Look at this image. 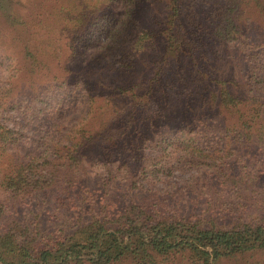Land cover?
I'll return each instance as SVG.
<instances>
[{"label":"trees","instance_id":"trees-1","mask_svg":"<svg viewBox=\"0 0 264 264\" xmlns=\"http://www.w3.org/2000/svg\"><path fill=\"white\" fill-rule=\"evenodd\" d=\"M184 1L168 0L166 13L148 18L164 25L140 37L150 40L165 33V51L177 61L190 52L181 41ZM54 5L56 24L65 14L62 28L46 26L41 34L14 0H0V26L9 32L5 39L18 48L17 61L29 74L48 77L53 58L70 48L72 28L80 29L70 9ZM230 5L227 0L212 10L216 38L236 43L258 36L241 10ZM133 14L137 17L138 9ZM39 34L43 48L33 44ZM118 34L115 42L121 45ZM7 53L15 52L9 48ZM122 56L115 53L109 63L118 77H92L86 83L78 77L68 86L61 81L54 95L25 84L24 77L18 79L20 88L0 83V264H164L180 255L191 264H221L264 251V217L232 225L219 221L223 206L218 202L210 209L184 202L198 182L230 183L232 190L264 182V44L245 53L242 89L239 78L200 68V60L193 58L188 63L197 73L189 82L178 81L183 79L178 73L168 80L179 92L159 94L163 67L147 85L139 84ZM114 97L121 105L114 104L113 119L96 132L94 125L84 129L83 111L88 116L93 103ZM171 102L180 107L160 118ZM169 124L173 134L164 132ZM167 136L184 138L174 152ZM147 141L159 155L169 150L156 157L161 167L148 175L152 189L144 183L147 160L143 168L133 165L138 151L149 149ZM204 166L213 170L205 172ZM184 168L191 173L187 184L170 189L166 182L176 187L173 173Z\"/></svg>","mask_w":264,"mask_h":264},{"label":"rangeland","instance_id":"rangeland-1","mask_svg":"<svg viewBox=\"0 0 264 264\" xmlns=\"http://www.w3.org/2000/svg\"><path fill=\"white\" fill-rule=\"evenodd\" d=\"M231 1L234 6L230 5V7L235 9V6H237L241 10L244 22L252 30L258 32V36H249V40L241 39L236 43L218 40L213 30L216 13L212 12V10L214 7L223 5L227 0H185L182 11L184 14L183 29L181 31L184 39L181 41L190 52L181 55L184 57V61H177L173 57L170 58L165 51L167 45L165 33L150 40L140 39L142 32L155 31L161 28L160 23H163V20L160 19L161 21L159 20L156 25L152 23L154 20L148 21V18L151 15L166 13L168 0H62L61 2L60 0H14L16 8L23 14L26 13L28 15L33 27L37 30L36 32L41 29L42 32L39 33L43 34L44 29L42 28L46 26L56 30L62 28V18L65 17V14H60L59 24L54 22L56 13L59 11L55 10V3H58L59 7L65 5L68 12L70 9V18H73L74 22H78L76 25L80 26L81 32L78 31L80 29L76 30L77 27L75 26V29L72 28L75 33L69 43L68 52L63 49L56 59L55 57L53 58V71L46 73L49 75L46 77L43 75L44 73L32 75L26 72L22 63H19L20 60L17 61V56H19L18 48L9 44L7 39H5V36L9 33L7 32L8 30L6 31L0 26V83L7 85V89L11 85H16L17 88H20L18 79L24 77L25 84L32 83L34 88L42 87L48 94L54 95L60 87L59 83L61 81H67L66 86H68L71 81L77 80L78 77H80L78 78L79 81L83 83H86L92 77L93 80H98L102 77L108 79L118 77V72L113 67H109V63H111L115 53L122 54L124 52L125 56L122 57L128 60V64L131 65V69L128 72L132 74L139 84L147 85L152 76L163 67V81L160 83L161 86L157 87L159 94H162L165 90L173 93L179 92L178 87L172 86L170 84L171 80H168L171 77L178 78L176 76L178 73L183 76V79H178V81L189 82L188 79L191 78V74L194 73L195 75L197 73V69H193V63H188L193 58L197 61L200 60V68L205 66L206 70L213 73L224 71L233 78H239L240 89H242L244 87L242 74H244V66H246L244 61L247 62L245 53L249 52L252 47L256 49L258 45L264 44L262 35L264 33V0H261V5L258 6L253 0ZM135 9H138L137 17L133 14ZM117 33H122V39L119 38V41L122 42L121 45L115 42ZM41 34L33 38V44L43 48L44 38L42 39ZM2 42L5 44L2 45ZM9 48L14 50L15 53L13 55L7 53ZM168 56V59L163 60ZM47 60L48 64H51L52 59L47 58ZM208 66L215 69L211 70ZM66 67L69 69L66 70ZM20 69H23V71H20ZM89 69L91 71H88ZM56 75L58 78L55 77ZM62 75L63 77H61ZM9 76L12 78H8ZM0 87H2L1 84ZM182 90L192 91L189 87L182 88ZM119 102L121 100L114 97L111 101L100 99L93 103L92 111L88 116L84 115L86 110L79 116V120L83 121V128L90 131L94 125L96 126L95 132L102 129L113 119V114L115 113L114 104L117 106L121 105ZM179 107L180 105L176 102L169 103L168 110L162 108L164 112H159L160 118L168 117L169 112ZM174 128L169 124L163 129L164 132L171 130L170 133L173 134ZM141 129L148 133L147 128L144 126ZM167 137L172 139L168 140L170 142L168 146L170 150L173 149L172 152L177 148L176 145L183 142L184 139L182 136L179 139ZM194 141L200 143L197 140ZM150 142L152 141H147L149 149H143L142 152L138 151L139 155L133 163L134 168L139 165L140 168H143V160H147L148 179L144 180L147 189H152L153 187L151 184L152 178L149 179L148 175L153 174L157 165L161 167L156 157L169 155V150L159 155L160 150H155ZM184 169L187 171L179 169L173 173L175 180L179 182L176 187H174L170 179L166 182L170 189L187 184L186 181L189 180L191 173L188 168ZM204 169L205 172L213 170V168L208 166H204ZM161 185L159 183V188H161ZM230 185V183L225 186L198 182L196 187H192L193 191L184 197V202L191 204L196 202L198 205H206L208 209L218 202L220 204L218 207L223 206L220 211L219 221L227 224L236 225L247 220L262 219L264 217V182L259 184L254 182L248 185L247 188L237 187L236 190H232ZM122 264L131 263L124 262ZM164 264L191 263L186 256L180 255L178 258H173ZM221 264H264V251L247 252L234 258L225 259Z\"/></svg>","mask_w":264,"mask_h":264}]
</instances>
